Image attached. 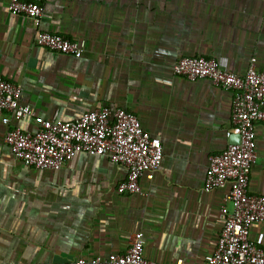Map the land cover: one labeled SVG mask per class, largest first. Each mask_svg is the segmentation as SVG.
Here are the masks:
<instances>
[{"label": "crops", "instance_id": "1", "mask_svg": "<svg viewBox=\"0 0 264 264\" xmlns=\"http://www.w3.org/2000/svg\"><path fill=\"white\" fill-rule=\"evenodd\" d=\"M39 22L0 0V77L21 87L31 117L0 113V264H45L123 254L143 232V255L158 264H204L217 244L229 188L204 191L209 158L230 140V93L173 76L184 57L215 59L243 75L264 73V0H21ZM39 33L85 41L79 59L35 45ZM108 106L133 113L160 140L163 158L142 194L119 195L126 170L77 154L60 170L23 166L7 132L41 121L71 122ZM248 192L264 196V124L255 126ZM249 240L264 250V222Z\"/></svg>", "mask_w": 264, "mask_h": 264}, {"label": "built area", "instance_id": "2", "mask_svg": "<svg viewBox=\"0 0 264 264\" xmlns=\"http://www.w3.org/2000/svg\"><path fill=\"white\" fill-rule=\"evenodd\" d=\"M7 10L37 24L43 8L37 3L9 0ZM35 45L75 59L85 49L83 40L50 33H39ZM172 74L190 82L207 81L229 92L231 127L225 137L238 136L237 143L229 142L221 154L209 158L204 191L228 187L224 201L231 207L220 208L219 237L204 264H264V250L249 240L250 226L264 222V196L248 192L256 160L255 126L264 124V73L257 71L254 58L245 73L237 75L223 70L213 58L184 57L173 65ZM21 91L19 85L0 77V113L10 112L19 119L34 115L29 106L20 104ZM4 142L16 160L35 170H60L77 154L105 157L126 170V178L116 188L119 195L142 194L140 178L151 179L163 158L160 140L145 132L133 113L108 106L71 122H59L55 117L41 121L34 133L13 128ZM144 244V233L139 231L132 234L123 254L45 264H158L144 257Z\"/></svg>", "mask_w": 264, "mask_h": 264}, {"label": "water", "instance_id": "3", "mask_svg": "<svg viewBox=\"0 0 264 264\" xmlns=\"http://www.w3.org/2000/svg\"><path fill=\"white\" fill-rule=\"evenodd\" d=\"M238 142V136H232L230 139V143H237Z\"/></svg>", "mask_w": 264, "mask_h": 264}]
</instances>
